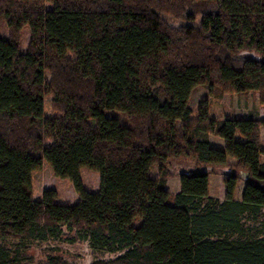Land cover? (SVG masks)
Wrapping results in <instances>:
<instances>
[{
  "label": "trees",
  "instance_id": "16d2710c",
  "mask_svg": "<svg viewBox=\"0 0 264 264\" xmlns=\"http://www.w3.org/2000/svg\"><path fill=\"white\" fill-rule=\"evenodd\" d=\"M199 86L264 106V0H0V264H264V119L193 111ZM43 160L78 201L34 198Z\"/></svg>",
  "mask_w": 264,
  "mask_h": 264
},
{
  "label": "rangeland",
  "instance_id": "374dc122",
  "mask_svg": "<svg viewBox=\"0 0 264 264\" xmlns=\"http://www.w3.org/2000/svg\"><path fill=\"white\" fill-rule=\"evenodd\" d=\"M3 31L4 29L2 28L1 32L3 33ZM28 41L29 32L28 28L25 27L23 28L21 37L22 51H26ZM203 99H207L210 103L212 113L216 116H246L250 111L256 109L264 119V106L259 105L256 95L251 92L244 94H223L222 96H218L214 93L212 94L207 87L199 86L194 90L190 98V106L193 111L197 109ZM50 102L51 98L47 97L44 109L46 116H49L52 113ZM261 131V145L264 149V128H262ZM237 138L242 140L238 135ZM208 140L213 147H224V140L215 135H208ZM261 161L264 162V154L261 155ZM192 165V161L185 159L173 162L175 175L168 179V188L170 191L176 192L179 189L180 180L178 177V171L186 170L192 167ZM220 171H222V169H218L215 174L210 175V194L216 197H222L225 193L223 175L219 174ZM80 172L84 187L90 191H97L100 183L99 174L86 168H81ZM31 179L35 199L40 198L45 189H55L58 194L57 202L65 203L79 200V196L73 185L66 179L57 178L53 174L50 165L45 160H43L41 170L32 172ZM42 247H44V245ZM62 249L65 258L73 264H89L95 257L86 244L83 243L76 245H63ZM30 253H34L37 260L42 258L43 255V252L39 247H34L33 251Z\"/></svg>",
  "mask_w": 264,
  "mask_h": 264
},
{
  "label": "crops",
  "instance_id": "0c3cea01",
  "mask_svg": "<svg viewBox=\"0 0 264 264\" xmlns=\"http://www.w3.org/2000/svg\"><path fill=\"white\" fill-rule=\"evenodd\" d=\"M243 188H244V182L243 181H239L238 187H237V191H236V197L237 198L240 197V194H241V191L243 190ZM223 197H224V195L222 197H218V198L223 199Z\"/></svg>",
  "mask_w": 264,
  "mask_h": 264
},
{
  "label": "water",
  "instance_id": "95a60500",
  "mask_svg": "<svg viewBox=\"0 0 264 264\" xmlns=\"http://www.w3.org/2000/svg\"><path fill=\"white\" fill-rule=\"evenodd\" d=\"M217 171H218V169H216V172H217ZM219 173H220V174H223V175H228V174L230 173V169H227V170H223V169H222V171H220ZM178 174H179V175H182V174H184V171H183V170H180V171H178ZM242 179L245 180L246 177L243 176Z\"/></svg>",
  "mask_w": 264,
  "mask_h": 264
}]
</instances>
